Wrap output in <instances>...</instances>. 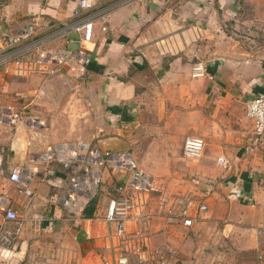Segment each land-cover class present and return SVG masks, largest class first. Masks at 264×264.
I'll list each match as a JSON object with an SVG mask.
<instances>
[{"label":"crops","instance_id":"0c3cea01","mask_svg":"<svg viewBox=\"0 0 264 264\" xmlns=\"http://www.w3.org/2000/svg\"><path fill=\"white\" fill-rule=\"evenodd\" d=\"M76 3L8 0L0 6V55L19 32L28 34L26 44L72 22ZM106 24L107 31L94 25L84 78L60 70L87 95L69 93L61 75L45 81L0 64V119L36 123H0V206L6 199L23 218L9 250L0 249V264H103L117 255L103 218L113 186L131 174L94 168L99 189L85 207L71 174L35 161L64 142L128 154L153 183L156 190L140 198L142 218L127 224L119 247L129 264H158L161 255L173 264H264V140L256 141L245 116L246 103L264 94V39L248 48L233 40L264 38V0H136L112 9ZM76 47L75 36L47 46ZM194 60L202 77L192 76ZM189 137L206 142L198 159L183 156ZM13 166L31 178L30 198L8 185ZM230 191L241 199L229 200ZM69 197L76 201L66 205ZM183 204L191 216L200 205L207 210L184 227Z\"/></svg>","mask_w":264,"mask_h":264},{"label":"built area","instance_id":"2783aa9c","mask_svg":"<svg viewBox=\"0 0 264 264\" xmlns=\"http://www.w3.org/2000/svg\"><path fill=\"white\" fill-rule=\"evenodd\" d=\"M133 1L136 0H77L76 7L72 11V22L62 24L46 36L26 44L21 43L28 37V34L26 31L19 32L16 38L8 43V46L11 47L10 51L0 55V64L11 63L18 74H39L46 81L57 76L60 77V70L65 68L72 73V79L84 78L90 60L88 47L93 39L94 25L100 23L101 30L107 31L106 22L109 12L118 6L127 5ZM70 36H75L76 39L77 47L73 51L47 48L52 42L58 39L68 40ZM192 71L193 77H202L205 74V68L201 63L195 64ZM61 77L64 78L65 82L70 78L64 75ZM245 116L252 121L253 136L256 141L264 140V94H260L246 103ZM0 123L8 125L24 123L27 127L36 124L29 118L19 117L15 114L2 117ZM205 147L204 139L189 137L184 141L182 153L187 159H198ZM35 161L43 166L56 165L66 172L67 176L71 174L70 187L75 193L76 200L78 199L77 202L79 200L82 202L83 199L85 207L95 198L94 196L99 189L100 176L93 171L94 168L107 167L111 172L121 174L123 177L131 174V178L126 179V184L119 181L113 186V194L108 201L103 218L107 226L108 240L110 243L116 241L111 249L117 250V255L105 260L103 264H129L126 255L119 250L125 239L126 226L128 223L137 222L142 218L143 202L140 201V198L156 190L147 175L136 168L130 156L128 154L96 151L82 142H64L53 145ZM218 162L224 163L222 159H219ZM30 181L31 178L20 167L13 166L9 169L8 185L13 186L17 193L28 198L33 195L29 189ZM241 197L242 194L238 191H230L228 194V199L232 201L239 200ZM76 200L74 197H69L65 204L75 203ZM184 204L189 205L187 202ZM184 204L179 208L178 216L184 227H191L198 219V213L205 212L207 207L200 205L196 216H191ZM0 207L3 220V227L0 230V249L2 253H6L9 250L12 237L20 232L23 218L8 205L6 199ZM6 223H16L18 228L13 233H9L5 228ZM135 251L136 253L141 252L140 249ZM258 261L263 263L264 256L259 255ZM158 264L173 263L161 255Z\"/></svg>","mask_w":264,"mask_h":264},{"label":"rangeland","instance_id":"374dc122","mask_svg":"<svg viewBox=\"0 0 264 264\" xmlns=\"http://www.w3.org/2000/svg\"><path fill=\"white\" fill-rule=\"evenodd\" d=\"M6 2H8V0H0V6L1 5H3V4H5ZM258 38V39H257ZM264 38H261V37H256V38H248V37H243L242 35H240L239 37H233V40L234 41H238L244 48H248V47H253L252 45V43L250 42V40L252 41V42H257V43H259L260 41L259 40H263ZM257 47H259V45L257 46ZM194 62L197 64V63H201V62H199V61H197V60H194ZM194 63V64H195ZM46 81V80H45ZM64 83V85H65V87H66V89H67V91L69 92V93H73V94H76V95H87L88 94V90H85V93H80V92H82V90H81V88H80V86H78V87H71L70 85H68V84H66V82L64 81L63 82ZM51 84V82L50 83H46V86H49ZM40 86H42V83H40V85H39V87ZM38 87V88H39ZM44 87H45V85H44ZM69 89H68V88ZM41 90V88L39 89V91ZM68 92H67V94H68ZM38 95V94H37ZM37 95H35L34 97H37ZM88 98H90L89 96H88ZM24 102H25V100H20L19 101V105H22L23 106V104H24ZM31 103H32V100L31 101H29V104L31 105ZM86 106H87V108H90L91 106H89V105H87L86 104ZM33 108H35V107H33ZM37 108H39V107H37ZM36 109V108H35ZM55 233H56V231H53V233H51V237L48 235L47 236V238H48V240H49V242H51V243H53V241L51 240L54 236H55ZM51 247V246H50Z\"/></svg>","mask_w":264,"mask_h":264},{"label":"trees","instance_id":"16d2710c","mask_svg":"<svg viewBox=\"0 0 264 264\" xmlns=\"http://www.w3.org/2000/svg\"><path fill=\"white\" fill-rule=\"evenodd\" d=\"M93 205V204H92ZM90 208L92 207L91 205L89 206ZM85 212V211H84ZM85 217H90V214L87 213V210H86V213H85Z\"/></svg>","mask_w":264,"mask_h":264}]
</instances>
